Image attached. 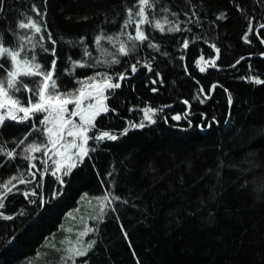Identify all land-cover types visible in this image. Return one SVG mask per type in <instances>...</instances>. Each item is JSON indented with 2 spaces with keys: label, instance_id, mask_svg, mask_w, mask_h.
Wrapping results in <instances>:
<instances>
[{
  "label": "trees",
  "instance_id": "trees-1",
  "mask_svg": "<svg viewBox=\"0 0 264 264\" xmlns=\"http://www.w3.org/2000/svg\"><path fill=\"white\" fill-rule=\"evenodd\" d=\"M0 82V264H264V0H0Z\"/></svg>",
  "mask_w": 264,
  "mask_h": 264
},
{
  "label": "rangeland",
  "instance_id": "rangeland-1",
  "mask_svg": "<svg viewBox=\"0 0 264 264\" xmlns=\"http://www.w3.org/2000/svg\"><path fill=\"white\" fill-rule=\"evenodd\" d=\"M24 70H28V68H24ZM26 74H28V73H26ZM89 85H91V84H89ZM94 85H96V84L94 83ZM108 87L109 88L112 87V84L108 83L102 87L100 86V87L95 88V89H86L82 93L73 92L72 95L58 94L55 97L51 98V101L53 104V109L62 112V114L64 116L62 128H61V134H60V137L58 140V143L60 145L57 146L59 148L60 152H62L64 149L66 151V152H63V160H61V164L68 163L70 160L73 159V156L70 154L68 155V153H71L72 151L80 153L84 149V147L86 145V141H84L81 138V136H82V134H85L87 132L86 127H88L91 124V122H93L97 117V114H96L97 111L95 110V106L91 105L89 107V109H87V107H85V105H84V101H89L90 98L92 96H94L93 94H96L98 92H102V91L106 90V88H108ZM2 89H3V86L0 82V90H2ZM74 100L75 101L77 100V102L75 104L73 111H70V108L67 107V104L70 101L74 102ZM6 103H9V104H6ZM17 104H18V102H15V100L14 101L13 100L7 101V102L2 103V104L0 102V108H2V107L7 108V107L11 106L9 108V110H10V115L12 117L20 118L23 120H27L29 118H32V115H33L32 111H34L33 107L35 104L30 103L27 108H21V110L18 107H16ZM99 104H100L101 108L103 109L104 105L102 104V102H100ZM25 113H26V115L24 117ZM76 118H79V121H77ZM67 131H68V134L73 137V140L71 142L66 141ZM63 132H64V136H63ZM62 137H63V139H62ZM56 144H57V142L55 144L51 145V147L55 146ZM57 147H55V148H57ZM60 169H61V165L59 167V171H60ZM9 191H10V189H8L6 191V193H4V194L5 195L8 194ZM1 197H3V195L0 194V198ZM88 235H89V232H86V234L84 236L82 234H80V236H79L80 242L78 244H76L75 247H73L74 252H73V254H71V257H75V260H76L75 262L77 264H83L82 262H79L78 259L81 256L85 255L89 251V249L91 248V246L89 245L90 241H89ZM83 240L86 241V243H88L86 246H83V243H82Z\"/></svg>",
  "mask_w": 264,
  "mask_h": 264
},
{
  "label": "flooded vegetation",
  "instance_id": "flooded-vegetation-1",
  "mask_svg": "<svg viewBox=\"0 0 264 264\" xmlns=\"http://www.w3.org/2000/svg\"><path fill=\"white\" fill-rule=\"evenodd\" d=\"M114 89V88H113ZM12 118H15V117H12ZM6 119V118H5ZM14 120H17V118H15ZM19 122H21V121H19ZM29 187L31 186V184H29L28 185ZM27 194H28V196H30V193H29V191L27 192ZM2 198V197H1Z\"/></svg>",
  "mask_w": 264,
  "mask_h": 264
},
{
  "label": "water",
  "instance_id": "water-1",
  "mask_svg": "<svg viewBox=\"0 0 264 264\" xmlns=\"http://www.w3.org/2000/svg\"><path fill=\"white\" fill-rule=\"evenodd\" d=\"M63 136H64V132H63ZM62 139H63V137H62Z\"/></svg>",
  "mask_w": 264,
  "mask_h": 264
}]
</instances>
